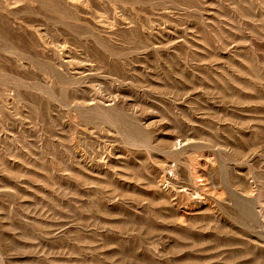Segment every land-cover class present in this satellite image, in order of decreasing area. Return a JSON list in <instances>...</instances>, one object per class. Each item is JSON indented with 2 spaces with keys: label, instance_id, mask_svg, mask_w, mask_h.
Wrapping results in <instances>:
<instances>
[{
  "label": "rangeland",
  "instance_id": "obj_1",
  "mask_svg": "<svg viewBox=\"0 0 264 264\" xmlns=\"http://www.w3.org/2000/svg\"><path fill=\"white\" fill-rule=\"evenodd\" d=\"M0 264H264V0H0Z\"/></svg>",
  "mask_w": 264,
  "mask_h": 264
}]
</instances>
